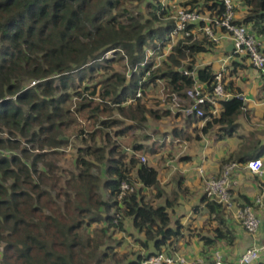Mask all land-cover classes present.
Listing matches in <instances>:
<instances>
[{
  "label": "trees",
  "instance_id": "obj_1",
  "mask_svg": "<svg viewBox=\"0 0 264 264\" xmlns=\"http://www.w3.org/2000/svg\"><path fill=\"white\" fill-rule=\"evenodd\" d=\"M128 1L0 0V133L10 135L0 138V264H142L158 253L177 254L169 252L183 227H172L169 210L178 198L164 206L147 201L146 189H155L157 197L163 194L158 172L136 157L138 149L132 156L125 152L118 139L150 119L169 115L144 103L148 89L163 85L187 107L192 105L187 92L195 78L186 72L197 71L195 60L212 51L213 44L203 36H185L161 66L153 61L156 56L143 66L149 51L163 53L175 27L172 8L154 0L147 5L149 17L135 16ZM241 2L248 15L235 24L264 34V0ZM182 6L204 14L220 8L216 0ZM154 21L161 25L155 27ZM111 51L115 58L108 61ZM125 61L129 79L114 69ZM100 72L107 73L95 82ZM197 79L212 92L215 75L210 67L198 70ZM139 91L142 98L136 99ZM221 104L223 110L215 117L209 104L200 106L205 116L199 120L209 118L202 132L218 127L220 137H233L246 114L243 97L237 94ZM78 116L93 121V133L75 129ZM72 130L83 147L77 151V170L69 173L59 163ZM255 145L246 142L241 153L224 160L218 176L231 163L261 159L250 155ZM96 169L105 171L106 178L94 173ZM60 172H67L68 179ZM123 184L132 190L120 198ZM204 201L220 222L216 239L226 238L222 227L227 206L206 197ZM120 232L128 233L146 254L138 251L119 259L113 244L122 246V241L113 238ZM202 240L207 247L214 242Z\"/></svg>",
  "mask_w": 264,
  "mask_h": 264
},
{
  "label": "crops",
  "instance_id": "obj_2",
  "mask_svg": "<svg viewBox=\"0 0 264 264\" xmlns=\"http://www.w3.org/2000/svg\"><path fill=\"white\" fill-rule=\"evenodd\" d=\"M235 2L236 18L243 21L248 15V8L241 0ZM248 27L252 30L251 26ZM255 34L264 47V34ZM194 67L197 71L210 67L214 75L223 73L227 95L224 101L233 99L237 94L243 97L246 114L238 121L237 133L233 137H220V129L214 127L205 134L202 128L209 118L200 121L196 116L173 115L167 111V117L159 121L150 119L141 129L132 130L119 138L118 143L122 145V141L133 137V148L128 154L132 156L136 153L140 160L145 158L146 162H141L158 172L163 194L157 197L155 189H146L143 194L147 201L155 206H164L169 199L178 198L169 213L172 227L176 223L183 227L182 237L173 240L169 253H178L190 259L202 257L208 261L220 254L226 264H237L249 248L264 247V176L252 173L244 163L239 162L233 205L227 208L223 217L226 222L222 227L226 236L223 239H216L215 231L220 228V222L204 201V181L220 175L223 161L241 153L246 142L256 144L250 155L261 157L264 163V77L252 67L245 54L234 52L233 42L227 37L223 38L216 50L200 54ZM197 71H194L196 79ZM160 99L164 101L162 97ZM151 102L152 99L144 100L149 108L166 111L154 107ZM218 110L222 112V104ZM153 148L156 149L154 154L151 153ZM135 149L138 150L134 153ZM123 150L126 152V148ZM258 199H261L260 204H256ZM248 203L254 206L261 219V229L256 234L246 232L238 220L239 208ZM130 232L136 234L138 239L142 238L134 230L130 229ZM203 238L214 242L207 247ZM139 252L146 254L142 248ZM258 263L264 264V251L254 264Z\"/></svg>",
  "mask_w": 264,
  "mask_h": 264
},
{
  "label": "built area",
  "instance_id": "obj_3",
  "mask_svg": "<svg viewBox=\"0 0 264 264\" xmlns=\"http://www.w3.org/2000/svg\"><path fill=\"white\" fill-rule=\"evenodd\" d=\"M216 2L220 5V8L206 10L205 14L199 9H192L190 7L180 8L174 17L175 27L169 36V44L172 43V45L169 47L171 48L175 45L180 38L190 36L193 37V40H196L198 35L207 38L215 47H219L223 38L227 37L233 42L234 52L236 54H245L252 67L257 69L264 77V47L262 42L248 26L235 24V21H237V4L235 0H216ZM222 8L224 10L221 12ZM150 73V71L147 72L146 77H149ZM186 74L195 78L193 88L187 92L188 98L195 102L187 107L186 104H184L186 101L180 99L176 93H167L165 98L172 101V104H175L178 114L202 118L205 114L200 106L209 104L212 117L217 116L219 114V105L227 96L223 81V73L215 75L214 82L211 85L213 87L212 92H209L204 83L196 79L194 72H186ZM137 98H142L141 91L138 92L136 99ZM142 161L146 162V159L142 158ZM239 167L240 164L231 163L225 166L221 176L209 178L205 183V197L209 201H215L226 205L227 208L232 207L234 199L233 189L238 185L236 173ZM246 168L254 174L264 176V163L262 159L251 160L246 165ZM131 190L128 184H123L120 198ZM260 203L261 199L256 200V204ZM237 216L241 226L246 232L256 234L260 231L262 224L261 219L252 204H245L243 207L239 208ZM263 251L264 247L249 248L240 257L237 264H254L260 259ZM142 264L226 263L220 254H216L212 261H208L202 257L190 259L178 253L169 255L162 252L146 258Z\"/></svg>",
  "mask_w": 264,
  "mask_h": 264
},
{
  "label": "rangeland",
  "instance_id": "obj_4",
  "mask_svg": "<svg viewBox=\"0 0 264 264\" xmlns=\"http://www.w3.org/2000/svg\"><path fill=\"white\" fill-rule=\"evenodd\" d=\"M152 1H154V0H145L143 3L140 4L136 0H129L128 3H127V7L130 8L129 10L135 16H137L139 13H143L144 15L148 16L147 13H149L151 9L148 10L147 5L150 2H152ZM192 1L193 0H162L164 6H169V7L172 8V11L169 14L172 15L173 19L176 16L177 11L180 8H183L182 5L189 4ZM165 22L166 21L164 20L161 23H165ZM161 23L155 22L154 25H155V27H159L161 25ZM199 36H201V35H199ZM170 45H172V43H170ZM214 50H216V48ZM164 53H165V56H166V53H168L167 48L165 50L163 49V53H161V54H163V56H164ZM161 54H158V56L156 57V59L153 60L155 63L159 64L160 66L162 65V62L167 58V57H162ZM114 58H115V53L113 51H111V52H109V53L106 54V59L108 61H111ZM114 69H115L116 72L123 73L126 76H128V79L130 78V76L128 75V74H130V69L128 67L126 68V61L125 62H122V63H117L116 65H114ZM104 73H107V72H100L98 74V76L96 77L97 79L95 80V82L97 80L100 82L101 81V78L100 77L102 75H104ZM167 91H168V89H166V87L164 88L163 85H160L159 84V86L156 87V89H154V90H152V89L146 90V93L144 94V99L145 100L152 99L153 102H151V104L154 107L160 108L162 110L170 111L173 115H179L177 113V110H176L177 107L175 106V104H172L171 103L172 101L167 100L165 98ZM161 97L164 100L163 102L160 99ZM75 103H77L76 100L73 101V106L72 107H74V104ZM186 103L187 102H185L184 104H186ZM72 107L70 109H72ZM116 117L118 119H120V120H123V121L127 122V120H124V118H121L118 115ZM85 118H86V116H78L76 118L77 120H75V121L77 122V126H75V129L77 130L80 127L81 128L84 127V128L87 129V132L86 133H93L94 130H95V127L93 128V125L90 124L91 122L93 123V121L88 122ZM78 126H80V127H78ZM76 130H72V134L70 135V141L71 142H70V144H69L68 147H64L63 148V150H62L63 156H61V160H60V163H59V166L62 167L64 170H66L69 173L74 172V171L77 170V167H76V159H77L76 155H77V151H78V149L80 147H83V144L81 142V139L78 138V133H76ZM9 136L10 135L7 134V133H3V134L0 133V138H8ZM133 139L134 138L132 137V138H128L127 140L122 141L123 148H126V152L127 153H128L129 150H131L133 148L132 147V145H133V142H132ZM157 139H159V138H157ZM98 142L101 143L100 140ZM24 146H25V144H24ZM4 153H6V152H4ZM141 161H142V159H141ZM67 172L64 173V174H63V172H60V173L63 174V176H65L66 179H68V176L69 175H67ZM94 173H96V174H98V175L106 178L105 171H102L101 172V171H99V169H96V170H94ZM206 181H204V185H205ZM204 193H205V186H204ZM103 195L105 197H107V193L106 192H103ZM113 239H115V242L116 241H122V246H117L116 243L113 244V245H115L116 250H117V253L119 254L118 255L119 259L123 258L124 254H128L130 256V258H132V257H134L136 255V253H138V251L141 248L134 241V239L131 236H129L128 233H121V232L120 233H117V234L114 235V238ZM133 253H135V255ZM0 258H1V256H0Z\"/></svg>",
  "mask_w": 264,
  "mask_h": 264
},
{
  "label": "clouds",
  "instance_id": "obj_5",
  "mask_svg": "<svg viewBox=\"0 0 264 264\" xmlns=\"http://www.w3.org/2000/svg\"><path fill=\"white\" fill-rule=\"evenodd\" d=\"M169 36H170V34H169ZM169 36H168V38H167V42H166V44H165L166 46L164 47V50H165L166 48H169V49H168V53H166V56H165V53H164V56L162 55V57H168V55H170L171 50H172V48H173V46H174V45H173L171 48L169 47V46H170V44H169V42H170V41H169ZM199 37H200V36L198 35V37H197L196 40H198ZM178 41H179V39H178ZM178 41H177V42H178ZM177 42H176V43H177ZM175 45H176V44H175ZM215 48H217V47H215V46L213 45V50H214ZM213 50H212V51H213ZM155 56L157 57L158 55H156V54H154L153 52H150V51H149L145 63L147 64L149 57H155ZM145 63H144V64H145ZM144 64H143V66H144ZM148 72H149V71H148ZM150 72H151V71H150ZM146 74H147V73H146ZM150 74H151V73H150ZM145 78L147 79L148 77L145 76L144 79H143V81H146ZM220 105H221V104H220Z\"/></svg>",
  "mask_w": 264,
  "mask_h": 264
}]
</instances>
